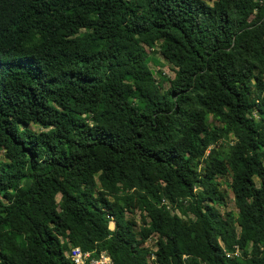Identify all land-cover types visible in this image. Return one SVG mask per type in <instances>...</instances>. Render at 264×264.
Here are the masks:
<instances>
[{
  "label": "trees",
  "instance_id": "trees-1",
  "mask_svg": "<svg viewBox=\"0 0 264 264\" xmlns=\"http://www.w3.org/2000/svg\"><path fill=\"white\" fill-rule=\"evenodd\" d=\"M0 151V264H264V0H0Z\"/></svg>",
  "mask_w": 264,
  "mask_h": 264
},
{
  "label": "rangeland",
  "instance_id": "rangeland-1",
  "mask_svg": "<svg viewBox=\"0 0 264 264\" xmlns=\"http://www.w3.org/2000/svg\"><path fill=\"white\" fill-rule=\"evenodd\" d=\"M206 1L208 2V4L212 5L215 0H206ZM148 63L151 66L156 79L163 82L162 90L163 91L167 90L170 86V82H168V80H171L175 77L173 66L167 63V61L159 53L151 54L149 56ZM164 78L165 80L166 79L168 80L164 82ZM32 129L35 130L36 132L42 131V129L39 128L38 126H32ZM0 161L1 162L6 161L4 157V152H1V151H0ZM220 181L222 182L221 190L225 196V206L218 207V209L222 214H225L227 212H232L235 215H237L238 210L234 203V197H233V194L230 188L228 187L230 179L228 177H225V178L220 179ZM57 200L58 201L60 200V196H58ZM128 217L136 221L137 226L135 229L138 231L140 226L142 225L140 214L135 213L133 215H129ZM114 228H115V225L113 223V228H111V230H113ZM154 243H155V239H152L149 242H147L146 246L150 247L151 249H154L155 248Z\"/></svg>",
  "mask_w": 264,
  "mask_h": 264
},
{
  "label": "built area",
  "instance_id": "built-area-1",
  "mask_svg": "<svg viewBox=\"0 0 264 264\" xmlns=\"http://www.w3.org/2000/svg\"><path fill=\"white\" fill-rule=\"evenodd\" d=\"M68 257L74 264H112L108 253L102 252L99 257L94 258L92 252H84L80 247H71L68 252ZM152 259L154 260L155 256Z\"/></svg>",
  "mask_w": 264,
  "mask_h": 264
}]
</instances>
